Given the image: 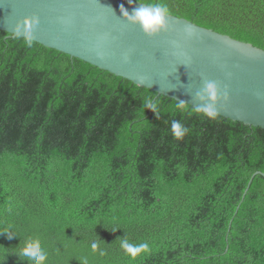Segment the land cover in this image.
<instances>
[{
  "label": "trees",
  "instance_id": "16d2710c",
  "mask_svg": "<svg viewBox=\"0 0 264 264\" xmlns=\"http://www.w3.org/2000/svg\"><path fill=\"white\" fill-rule=\"evenodd\" d=\"M164 2L264 50V0ZM263 174L264 128L0 31V231L19 237L0 234L5 264L37 237L47 264H264ZM124 236L148 250L128 256Z\"/></svg>",
  "mask_w": 264,
  "mask_h": 264
},
{
  "label": "water",
  "instance_id": "95a60500",
  "mask_svg": "<svg viewBox=\"0 0 264 264\" xmlns=\"http://www.w3.org/2000/svg\"><path fill=\"white\" fill-rule=\"evenodd\" d=\"M121 5L129 13L140 6L133 0H0V31L16 37L13 25L35 14V43L194 109L195 93L214 81L229 95L218 100V116L264 128V50L174 16L167 32L148 37L121 15ZM186 25L194 31L190 38Z\"/></svg>",
  "mask_w": 264,
  "mask_h": 264
},
{
  "label": "clouds",
  "instance_id": "9594fccd",
  "mask_svg": "<svg viewBox=\"0 0 264 264\" xmlns=\"http://www.w3.org/2000/svg\"><path fill=\"white\" fill-rule=\"evenodd\" d=\"M140 5L132 9L131 13L124 8L123 5L120 6L119 10L121 15L131 24L138 25L142 32L148 36L153 37L160 34L161 32H167L169 30V18L171 16L170 9L164 0H136ZM40 20L37 15H32L31 17L25 16L21 21H17L13 25L12 33L17 38H22L23 44L27 48H32L34 46V39L32 30L35 26L39 24ZM22 33V35H21ZM184 33L187 37H192L194 35L193 28L190 25H186L184 28ZM97 55H102L97 53ZM127 55L124 56V60L127 61ZM194 99L199 101L198 106L195 108L202 112L205 117L215 120L219 113L217 111L216 105L218 100L222 99L227 102L229 95L227 90L220 92V89L216 82L206 81L203 88L195 93ZM205 100L207 102H205ZM181 106L185 103L181 102ZM156 105L151 100L146 102V108L153 111ZM172 131L177 138H182L188 129L184 127L179 121L172 122ZM10 211V209H9ZM0 234H4L8 239H14L18 236L11 234L10 226L8 229L0 231ZM19 238V237H18ZM121 249L128 256L135 258L141 252L147 251L149 245L147 243L135 244L129 241L127 237L119 238ZM93 250H97L99 245L97 242L91 244ZM19 260L25 261L26 264H47L48 254L42 246L41 240L37 238H26L23 241L22 247L19 248L18 252L12 253ZM100 255H104L105 252L100 250ZM8 254L0 256V264H5L6 257ZM80 264H88L87 257L81 259Z\"/></svg>",
  "mask_w": 264,
  "mask_h": 264
}]
</instances>
